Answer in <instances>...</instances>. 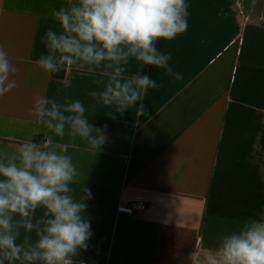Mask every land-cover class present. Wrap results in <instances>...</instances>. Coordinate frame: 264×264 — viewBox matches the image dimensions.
I'll use <instances>...</instances> for the list:
<instances>
[{"label":"crops","instance_id":"crops-1","mask_svg":"<svg viewBox=\"0 0 264 264\" xmlns=\"http://www.w3.org/2000/svg\"><path fill=\"white\" fill-rule=\"evenodd\" d=\"M263 1L186 0L187 30L156 42L182 79L145 66L160 85L145 93V114L136 116L137 102L111 119V109L89 95L102 87L99 70L59 76L35 66L45 32L59 29L51 12L67 0H0V47L20 69L17 87L0 96V152L29 140L69 143L32 116L37 95L80 100L106 136L95 153L79 138L66 153L82 181L76 194L81 187L92 194L85 202L93 235L77 264H197L233 220L264 210ZM136 194L148 207L133 216L121 211Z\"/></svg>","mask_w":264,"mask_h":264},{"label":"clouds","instance_id":"clouds-1","mask_svg":"<svg viewBox=\"0 0 264 264\" xmlns=\"http://www.w3.org/2000/svg\"><path fill=\"white\" fill-rule=\"evenodd\" d=\"M188 15L186 0H67L51 12L59 29L45 32V52L35 66L45 75L99 70L96 83L102 87L89 95L111 109L106 113L111 119L139 102V117L145 114V93L160 86L144 73L145 66L182 79L169 65L171 53L158 51L156 42L184 33ZM19 71L0 47V96L17 87ZM30 111L38 124L57 137L67 135L69 143L29 140L12 153L0 152V264H77L74 258L87 250L93 235L85 202L92 194L86 187L76 194L73 185L82 181L66 153L76 138L95 153L106 136L86 118L80 100L59 104L37 95ZM38 208L43 213L33 221ZM231 223L214 247L199 253L197 264H264V210Z\"/></svg>","mask_w":264,"mask_h":264},{"label":"built area","instance_id":"built-area-1","mask_svg":"<svg viewBox=\"0 0 264 264\" xmlns=\"http://www.w3.org/2000/svg\"><path fill=\"white\" fill-rule=\"evenodd\" d=\"M148 200L142 194H136L126 204H123L119 209L129 215H138L148 207Z\"/></svg>","mask_w":264,"mask_h":264},{"label":"trees","instance_id":"trees-1","mask_svg":"<svg viewBox=\"0 0 264 264\" xmlns=\"http://www.w3.org/2000/svg\"><path fill=\"white\" fill-rule=\"evenodd\" d=\"M62 72V73H61ZM60 73H57L59 76H61L63 74L64 71H61Z\"/></svg>","mask_w":264,"mask_h":264},{"label":"rangeland","instance_id":"rangeland-1","mask_svg":"<svg viewBox=\"0 0 264 264\" xmlns=\"http://www.w3.org/2000/svg\"><path fill=\"white\" fill-rule=\"evenodd\" d=\"M263 6L264 7V1L262 2V4H260V7Z\"/></svg>","mask_w":264,"mask_h":264}]
</instances>
